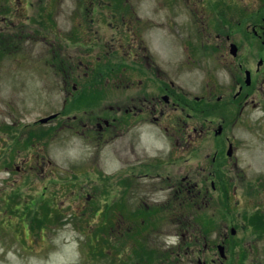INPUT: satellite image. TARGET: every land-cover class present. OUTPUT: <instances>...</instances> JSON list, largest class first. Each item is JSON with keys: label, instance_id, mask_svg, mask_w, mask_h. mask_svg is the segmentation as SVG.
<instances>
[{"label": "rangeland", "instance_id": "obj_1", "mask_svg": "<svg viewBox=\"0 0 264 264\" xmlns=\"http://www.w3.org/2000/svg\"><path fill=\"white\" fill-rule=\"evenodd\" d=\"M23 1L21 28L7 42L0 40V264H264V94L258 99L250 91V101L259 107L249 105L240 116L234 105L222 120L236 164L219 156L228 164L214 166L212 174L207 171L213 141L196 153L191 170L184 160L192 157V146L168 141L165 121L154 124L142 117L128 129L116 114L120 109L124 116L129 97L132 106L146 109L156 95L157 83H139L147 60L125 59L126 52L135 54L132 47L145 48L154 66L150 77L161 69L183 86L174 74L178 66L194 96L206 93L212 105L217 97L232 101L236 73L228 66L235 61L225 34L218 39L215 32L234 27L244 33L248 19L256 24L263 16L264 0H209L211 8L208 0H29L24 10ZM10 3L16 9L13 0H0L3 7ZM26 21L51 23L41 36L45 40H32L38 26L22 24ZM205 43L212 55L203 56ZM241 45L242 54H264L256 39ZM102 67L110 72L98 80L94 70ZM73 86L77 91L63 107V94L72 93ZM200 86L206 90L199 92ZM92 106L101 108V119L117 118L106 120L109 132L100 139L96 126L92 136L80 126L50 135L45 127L28 126L60 108L79 115ZM209 113L216 115L214 109ZM129 164L143 165L136 175H148L138 180L135 197L147 201L149 217L156 207L163 212L159 221L138 222L143 229L136 235L123 233L130 221L136 223L119 208L127 204ZM43 196L52 201L47 224L31 221L24 206ZM107 199L114 213L102 215ZM220 243L225 259L216 250Z\"/></svg>", "mask_w": 264, "mask_h": 264}, {"label": "flooded vegetation", "instance_id": "obj_2", "mask_svg": "<svg viewBox=\"0 0 264 264\" xmlns=\"http://www.w3.org/2000/svg\"><path fill=\"white\" fill-rule=\"evenodd\" d=\"M16 3V9L13 7V5L8 4L7 7H3L0 5V40L5 39L9 40L11 36H13L18 28H21V21L19 22V18L21 16V10H20V0H13ZM7 2V1H6ZM27 4V0L23 1V4ZM11 5V6H10ZM19 6V7H18ZM23 6V10H24ZM23 12V11H22ZM42 18V16H40ZM44 19V17H43ZM42 19V20H43ZM253 20V19H252ZM250 21L246 24L244 27V30L246 31L244 35L240 37V35H236V30L232 29V31H225L224 27L220 28L217 32H215V38H220L221 34L224 35V44H234V42H239L240 48L242 47L241 43L244 42H250L251 40H258L260 43V47H264V27L261 21H264V17H261L259 21H256V24L254 21ZM22 24H28L31 26H38L36 30L34 31V34L32 35V40L38 39V40H45L44 33L47 29V26L51 25V23L43 22V23H30V22H24ZM19 26V27H18ZM221 27V25H219ZM234 36V38H232ZM238 37L240 38L241 42L238 40ZM236 46V53L231 55V58L233 62L235 61V64H230L229 69L234 72L235 75H233V84H232V101L224 100L222 97L215 98L216 104L212 105V97H210L206 93H200V95H193L189 91V85H185V81L188 79L183 74L182 70L180 68H176L175 70V76L182 78V81L184 83L183 86H180L178 83H176L171 76L168 74H164L163 70L156 69L157 74L155 76L150 77V73L153 75L154 66L151 65V63L148 61L147 56L143 53L145 51V48H143V52H140L139 47L135 48L132 47V49L135 51V54L132 55L131 53H127L125 55V59H129V61H132L135 59L138 61L139 59L142 60V58H145L147 62L144 63L145 68L140 71L139 79H142L139 81L140 84L143 85H155L158 84L156 95L155 97L150 101L149 105L146 109L143 108H137L132 106L133 98L129 97L128 102L129 106L127 109L124 110L123 115H121V110L117 109L116 114L119 115L118 119L121 121L124 119L127 122L128 129L132 126V120L144 118L145 121H150L154 124H159L161 121H165L167 123V126L164 129L165 136L168 141H171L175 147L178 146L179 140H182L184 143H186L187 146H192L191 152L192 157L187 158L184 160V165L188 169H195V166L193 165V160H195L196 153L200 152V148L205 150L206 148H211V142L213 141V147L214 152L213 156L210 159L211 165L209 166V170L207 171L208 174L213 173L214 166L219 167V164H221V168L225 167V164L223 161H219V156L221 159H228L233 165L236 164L234 157H232L233 149L235 147L234 142L230 140V138L226 135H222V120L227 118L232 112V109H234V105L238 108V114L241 116L242 111L247 108L249 105L250 107H255L258 105H255L253 100L250 101L249 99V92L255 93V95L258 96V99H262L264 94V54H253V53H240L239 52V46ZM238 49V52H237ZM212 52V49L208 50L207 53H203V56L209 54ZM191 55L196 58L197 56L192 53V50L190 51ZM212 55V54H209ZM134 57V58H133ZM199 58V57H198ZM223 60H227V57H224ZM193 61V60H191ZM229 61V60H227ZM141 65V64H140ZM134 66H137L135 64ZM182 67H186L185 65H182ZM130 68V72H131ZM95 72H99L100 75H96L97 79L100 78L103 74H105V71L101 70H94ZM62 77L64 78V83L67 84V73L66 71L62 70ZM132 73V72H131ZM131 76V75H130ZM73 92L71 91L67 94L65 91V95L63 94L61 105L66 104L68 98L72 97L73 94L77 91V88L75 86L72 87ZM206 89L204 87L200 86L199 92H204ZM221 99L224 100L223 103H221ZM141 102V101H140ZM95 106L90 107L89 109L92 111L90 114L83 115L84 113H87L86 110L83 114H69V112L65 113L64 111H61V108L57 111H54L52 113H49L48 115H54L53 118H51L47 123L44 125H41L45 127L46 134H58L59 132H62L64 129H73L75 126H80L82 130L86 133V135L92 136V133L94 131V126L97 127V132L95 133L96 139L102 138L106 131L109 132L107 129L110 123H107L106 120H117V118L112 117V119H101L99 110L101 108H94ZM228 107L229 110L227 112H223V110ZM259 107V106H258ZM94 109H96L97 113L94 114ZM214 109L216 115H212L209 113L210 110ZM206 113L209 116H206ZM92 114H94L92 116ZM201 116V119H198L195 116ZM211 116V117H210ZM221 118V120H216L214 118ZM102 120L103 125L99 123V121ZM35 123V122H34ZM225 123V122H224ZM226 126V123H225ZM212 135V139L209 138ZM226 147L227 151H223V148ZM230 149L231 157H229L228 151ZM225 154V155H224ZM209 155H206L204 158V161H208ZM40 157V156H39ZM43 158V157H40ZM233 159V160H232ZM161 163H156V166H159ZM143 165H138L133 167L132 165H127L126 167V185H127V201L125 207H123V210L125 213L128 214L131 218H134L133 222H145V220H152L156 218L157 221H159V217L162 216L163 212L162 210H159V208H155L156 214L151 217H149L150 214H148L147 201H145L142 197H135V191L140 186V183L138 180H142V178L146 177L145 174H138L140 172L141 167ZM147 166V165H144ZM155 167V166H152ZM137 170V171H136ZM20 172V169L18 170ZM148 176V175H147ZM159 178V176H154ZM209 179V177H206L204 180ZM184 180V178H183ZM214 181L211 182V187H214ZM195 187H199V184H195ZM111 206V203H109ZM152 205V203H150ZM130 206V207H129ZM111 212L114 213L113 209L111 208ZM148 215V217H147ZM132 221L128 223V229L126 228V231L129 235H132L133 228H136V224H131Z\"/></svg>", "mask_w": 264, "mask_h": 264}, {"label": "water", "instance_id": "obj_3", "mask_svg": "<svg viewBox=\"0 0 264 264\" xmlns=\"http://www.w3.org/2000/svg\"><path fill=\"white\" fill-rule=\"evenodd\" d=\"M42 121H46V119L45 120H42ZM218 249H219L220 254L223 256V253H222L223 248L222 247H219Z\"/></svg>", "mask_w": 264, "mask_h": 264}, {"label": "trees", "instance_id": "obj_4", "mask_svg": "<svg viewBox=\"0 0 264 264\" xmlns=\"http://www.w3.org/2000/svg\"><path fill=\"white\" fill-rule=\"evenodd\" d=\"M261 221V225H262V227H264V220H260Z\"/></svg>", "mask_w": 264, "mask_h": 264}]
</instances>
